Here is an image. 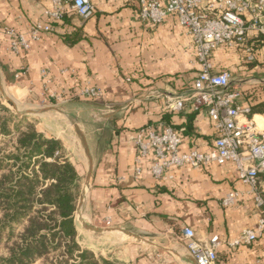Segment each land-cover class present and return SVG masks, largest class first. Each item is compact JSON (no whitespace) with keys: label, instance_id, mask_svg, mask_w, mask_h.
Segmentation results:
<instances>
[{"label":"crops","instance_id":"crops-1","mask_svg":"<svg viewBox=\"0 0 264 264\" xmlns=\"http://www.w3.org/2000/svg\"><path fill=\"white\" fill-rule=\"evenodd\" d=\"M51 1L0 0V28L30 41L32 25L53 26L21 55L10 51L0 33V76L9 94L33 106L37 132L60 140L78 170V216L103 228L100 244L91 238L85 248L96 250V243L103 258L120 264H197L182 237L184 228L193 229L199 240H231L254 229L259 211L231 163L174 168L171 179L157 181L148 159L135 176L136 134L143 127H173L181 134L182 152L214 147L212 123L191 103L181 113H168L170 124L162 119L166 99L188 92L199 71L184 30L173 20L158 27L140 23L138 7L128 0H92L95 14L89 21L70 13L52 23L44 16ZM243 61L226 49L212 58L216 71L246 81L242 90L258 86L264 79V47L259 70ZM88 88L101 90L102 97H81ZM256 99L263 100L264 92ZM195 113L186 131L182 126ZM231 192L240 197L226 208L222 202ZM216 264H264V236L250 246H221Z\"/></svg>","mask_w":264,"mask_h":264},{"label":"built area","instance_id":"built-area-1","mask_svg":"<svg viewBox=\"0 0 264 264\" xmlns=\"http://www.w3.org/2000/svg\"><path fill=\"white\" fill-rule=\"evenodd\" d=\"M136 5L139 22L158 27L173 20L191 40V49L199 65L198 74L188 92L166 99L165 113H181L188 103L195 112H204L215 131L214 147L209 152L181 151V134L169 125L141 128L136 134L134 173L142 174L146 160L157 181L168 180L174 168H205L212 164L235 166L239 180L250 187L260 217L254 229L244 230L238 237L223 240L219 236L199 240L191 228L182 230L187 250L197 264H216L218 250L227 245L234 249L250 246L264 236V126L256 121L249 106L243 103V79L228 71H216L212 62L220 49L240 53L245 64L258 63L264 47V0H128ZM51 8L44 12L50 22L62 21L74 13L82 21L95 14L92 0H52ZM53 32L50 24L32 25L30 41L11 28H0L9 41V49L21 55L39 42L43 35ZM264 85V79L259 81ZM80 96L90 100L102 97L101 90L88 88ZM55 98V96H51ZM264 118V116H261ZM239 192H231L223 200L228 208L236 204Z\"/></svg>","mask_w":264,"mask_h":264},{"label":"trees","instance_id":"trees-1","mask_svg":"<svg viewBox=\"0 0 264 264\" xmlns=\"http://www.w3.org/2000/svg\"><path fill=\"white\" fill-rule=\"evenodd\" d=\"M263 92L264 85L243 90L245 104L261 126L264 99L256 96ZM0 111H6L1 101ZM195 115L182 126L186 131ZM171 117L162 114L166 124ZM12 120L0 116V242L7 247L0 264H118L78 242L75 212L81 177L62 142L39 134L27 118L12 129Z\"/></svg>","mask_w":264,"mask_h":264},{"label":"rangeland","instance_id":"rangeland-1","mask_svg":"<svg viewBox=\"0 0 264 264\" xmlns=\"http://www.w3.org/2000/svg\"><path fill=\"white\" fill-rule=\"evenodd\" d=\"M10 89H7L4 87V84L2 82L1 76H0V101H1V106L6 108V111H0V116L1 117H11L13 116V120L11 123V128L13 129L15 125L19 124V122L23 119V118H27L29 121L31 122H35L37 125V120L36 117L33 116L34 110H33V106H30V103L28 101H24V100H17L16 98H14L12 96V94H9ZM22 128H24V126H22ZM11 142V141H10ZM7 143V145L12 143ZM5 146V145H3ZM9 147V146H8ZM81 195V194H80ZM81 197L78 200V205H77V210L75 212V222H76V226H77V231H78V242L80 244V246L82 248L85 249V244L86 243H92L90 242V239H95L96 243L100 244V234L98 233H94L92 231H89L85 228V225L96 228V229H103L102 227L98 226L97 224L93 223L90 221V219H87V221L82 220L80 217V214L78 216V206L81 203ZM4 240H7V238L5 237ZM96 243H94L95 245V251H92L97 255V256H101L100 255V245H97ZM7 253V247L5 244V241L0 242V255H5ZM118 264H120L119 262H116ZM36 264H42V262H37Z\"/></svg>","mask_w":264,"mask_h":264},{"label":"water","instance_id":"water-1","mask_svg":"<svg viewBox=\"0 0 264 264\" xmlns=\"http://www.w3.org/2000/svg\"><path fill=\"white\" fill-rule=\"evenodd\" d=\"M85 228H86L87 230H90V231H93V232L100 233V230H99V229H96V228H93V227H90V226H87V225H85Z\"/></svg>","mask_w":264,"mask_h":264},{"label":"bare ground","instance_id":"bare-ground-1","mask_svg":"<svg viewBox=\"0 0 264 264\" xmlns=\"http://www.w3.org/2000/svg\"><path fill=\"white\" fill-rule=\"evenodd\" d=\"M261 126V125H260ZM261 127H263V126H261Z\"/></svg>","mask_w":264,"mask_h":264}]
</instances>
